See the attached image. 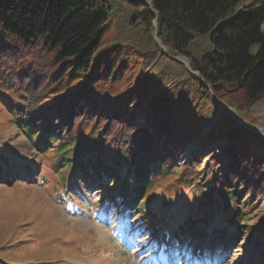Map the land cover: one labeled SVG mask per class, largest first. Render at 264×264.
I'll return each mask as SVG.
<instances>
[{
    "label": "trees",
    "instance_id": "16d2710c",
    "mask_svg": "<svg viewBox=\"0 0 264 264\" xmlns=\"http://www.w3.org/2000/svg\"><path fill=\"white\" fill-rule=\"evenodd\" d=\"M263 23L264 0H0V88L22 96L24 135L55 152L60 182L67 171L98 183L113 213L122 203L133 210L132 233L158 229L141 204L151 163L191 189L204 215L178 227V249L204 241L196 225H207L208 210L226 214L234 232L211 233L212 257L218 245L234 248L264 197V137L233 117L264 102ZM71 133L80 139L65 141ZM192 146L189 163L175 167ZM13 160L0 156V185L19 177ZM120 162L133 187L119 178Z\"/></svg>",
    "mask_w": 264,
    "mask_h": 264
},
{
    "label": "rangeland",
    "instance_id": "374dc122",
    "mask_svg": "<svg viewBox=\"0 0 264 264\" xmlns=\"http://www.w3.org/2000/svg\"><path fill=\"white\" fill-rule=\"evenodd\" d=\"M260 27L264 33V23ZM256 49L253 47L252 52ZM21 101L20 94L0 88V156L14 159V173L20 174L7 180L8 184L0 185V264H264L261 257L264 254V197L254 209L250 208L253 218L234 248L218 245L208 250L212 254L208 258L203 242L197 240L191 245L189 239L186 251H182L175 239L178 227L188 220L196 223L204 215L191 189L172 179L165 181L160 170L156 175L160 163L147 164L152 188L145 193V203L141 204L146 208L144 220H155L158 229L149 234L142 228L140 237V233L129 229L134 220L130 218L133 210L127 212L122 203L118 213H113L116 201L110 205L108 193L96 188L98 183L84 184L78 177L71 179L67 168L63 171H66V180L60 182L62 171L59 173L55 165V152L36 150L24 135L18 112ZM233 117L257 136L264 137V102L244 120L236 114ZM69 137L79 140L81 136L71 133L65 141ZM109 148L107 153L111 154L113 149ZM193 148L199 147L185 148L178 154L174 166L189 163ZM107 159V164L114 165V158ZM119 164V178L133 187L134 175L126 173L130 169L123 162ZM101 176L107 184L105 187L112 184L109 174L101 173ZM131 195L127 193L128 198ZM230 209L229 215H232L234 209ZM208 211L211 219L207 225H196L205 242L213 231L234 232V228L225 224L226 214L216 212L215 206ZM149 214L155 219H150ZM162 256L165 262H161Z\"/></svg>",
    "mask_w": 264,
    "mask_h": 264
},
{
    "label": "water",
    "instance_id": "95a60500",
    "mask_svg": "<svg viewBox=\"0 0 264 264\" xmlns=\"http://www.w3.org/2000/svg\"><path fill=\"white\" fill-rule=\"evenodd\" d=\"M156 42H157V44L159 45V46H161L160 44V41L158 40V39H156ZM161 48L164 50V48L161 46ZM165 51V50H164ZM166 54V53H165ZM167 55V54H166ZM177 60H179L180 62H182L185 66H186V68H187V70H190V68H189V63L187 62V60L185 59V58H180V57H178V58H176ZM223 108H225V109H228L227 107H224V106H222ZM233 115L235 116V114L233 113Z\"/></svg>",
    "mask_w": 264,
    "mask_h": 264
}]
</instances>
